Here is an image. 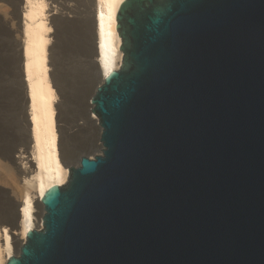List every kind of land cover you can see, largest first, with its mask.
Wrapping results in <instances>:
<instances>
[{
  "label": "water",
  "instance_id": "water-1",
  "mask_svg": "<svg viewBox=\"0 0 264 264\" xmlns=\"http://www.w3.org/2000/svg\"><path fill=\"white\" fill-rule=\"evenodd\" d=\"M100 150L5 264H264V0H124Z\"/></svg>",
  "mask_w": 264,
  "mask_h": 264
},
{
  "label": "bare ground",
  "instance_id": "bare-ground-1",
  "mask_svg": "<svg viewBox=\"0 0 264 264\" xmlns=\"http://www.w3.org/2000/svg\"><path fill=\"white\" fill-rule=\"evenodd\" d=\"M123 1L0 0L6 12L0 30L9 39L1 38L0 53V264L18 252L29 231L41 228L44 193L65 185L81 157L101 148L91 106L73 113L67 108L56 45L67 27L86 33L83 65L96 88L122 63L115 16ZM82 131L88 135L78 139Z\"/></svg>",
  "mask_w": 264,
  "mask_h": 264
},
{
  "label": "rangeland",
  "instance_id": "rangeland-1",
  "mask_svg": "<svg viewBox=\"0 0 264 264\" xmlns=\"http://www.w3.org/2000/svg\"><path fill=\"white\" fill-rule=\"evenodd\" d=\"M73 4L75 5L74 2H70V5H73ZM23 6L24 5H22V7ZM5 14H6L5 10L0 11V18H5ZM23 18L24 16L22 14L20 17L21 25H23ZM9 26L11 27L10 24ZM67 28H68V31L66 29L65 30L66 32H62L60 36V40H59L60 44L57 43L56 45V53L58 52L56 54V58L58 59L59 57L57 61L60 63V64L58 63L61 69L60 72L62 71L61 74L64 76L63 81L65 83L66 88H68L67 89V92H68L67 99L68 100L66 102L67 108L73 113L75 109H78V108L83 109L89 105V100H90V97L92 96L93 91L95 90L94 89L95 87H94L93 81L90 78H88L87 70L85 66L83 65V62L86 59L85 56L87 55L86 51H88V48L86 46L85 36H84L86 33L82 31V29L79 26L71 27V28H76V29H70V27H67ZM2 37H5L7 40H9L8 37L0 30V53L5 54V53H2L1 51L2 49L1 48V42H2L1 38ZM18 38L20 41L23 39V35H21V32H20V35H18ZM2 59H3V56H2ZM1 71H3V68H1ZM8 96L10 97L11 95H8ZM10 106L12 108L11 112H13L14 111L13 103L10 104ZM8 116L10 115L8 114ZM8 120H9V117H8ZM7 125H8V121H7ZM88 133L91 136L90 139L92 140L96 139V136H95L96 132H94L93 129H90ZM88 133L85 131L84 132L82 131L77 135V137L78 139L80 137H85L86 135H88ZM7 136L9 138L11 136L10 133H8ZM97 141L98 140H96V142ZM81 144H80V147L83 146V144L82 146ZM90 157H93V156H90Z\"/></svg>",
  "mask_w": 264,
  "mask_h": 264
}]
</instances>
